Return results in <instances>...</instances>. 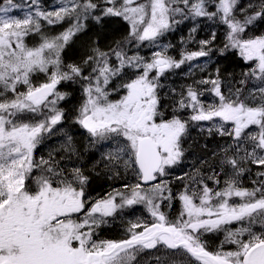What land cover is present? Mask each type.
Here are the masks:
<instances>
[{"label": "snow or ice", "instance_id": "snow-or-ice-1", "mask_svg": "<svg viewBox=\"0 0 264 264\" xmlns=\"http://www.w3.org/2000/svg\"><path fill=\"white\" fill-rule=\"evenodd\" d=\"M238 4L239 0H70L59 10L43 11L39 0H28L29 10L24 11L15 0L0 3V264H141L138 257L145 250L158 253L156 264H264V170L256 173L254 187L241 186V177L250 171L245 164L264 168V86L252 103L241 98L240 89L234 97H225L217 70L215 79L198 83L212 85L218 104L205 107L200 93L189 87L170 115L159 91L166 71L212 51L207 46L215 33L200 42V50L181 53L179 60L168 54L170 46L159 45L158 38L173 25L197 18L225 24L227 42L219 54L237 50L250 64L249 74L264 82V35H246L255 22L264 25V0L249 3L251 11ZM18 12L23 16L14 14ZM237 13H244L242 20ZM113 18L124 22L127 35L104 48L101 40H107L105 33L117 23ZM65 19L74 22L59 35L49 37L42 31L41 21L54 25ZM89 20L94 26L82 22ZM34 34L40 41L30 46L26 38ZM79 34L88 51L80 62H68L65 49ZM146 42L160 47L150 60L129 55V46L139 48ZM40 74L46 79L37 83ZM62 81L83 86L85 98L75 122L94 142L115 143L109 162L122 164L142 182L132 186L131 195L117 192L90 202L85 195L90 177L82 167L72 165L69 170L51 154L49 159H35L44 134L60 131L56 126L70 118L56 107L67 97L57 91ZM186 109H191L188 118L180 115ZM215 118L221 123H213L209 134L215 131L230 138L222 155L215 154L226 177L224 186L219 187L221 172L215 170L208 177L217 185L214 188L190 177L196 187L185 185L178 195L179 214L170 219L162 209H170L177 197L166 177L182 162L189 124ZM135 204L145 205L151 223H132L128 238L119 241L94 239L95 230L107 223L105 218ZM221 234L223 239L212 248L211 237Z\"/></svg>", "mask_w": 264, "mask_h": 264}, {"label": "trees", "instance_id": "trees-1", "mask_svg": "<svg viewBox=\"0 0 264 264\" xmlns=\"http://www.w3.org/2000/svg\"><path fill=\"white\" fill-rule=\"evenodd\" d=\"M41 2L40 7L43 11H55V1L54 0H39ZM4 0H0V3H3ZM17 2V0H15ZM249 3L257 4V0H239V4L237 7H244L251 11L252 9L248 8ZM211 10H214L215 5L212 4L209 6ZM25 11L27 9H24ZM20 16H23V12L17 13ZM238 18L241 20L243 19L244 13H237ZM117 21L116 24H113L111 28L105 33L107 35V40H101V46L107 48L109 46L114 47V40H121L125 35H127L126 28L127 26L124 24L123 21H120L119 18H113ZM69 19H65L63 23H58L54 25L47 24L46 21H41L42 23V31L45 35L51 37L59 35L61 32L65 31L71 23ZM83 23L93 25L94 22L89 21H82ZM123 26V27H122ZM196 27V31L193 32L192 28ZM116 29H120V31H116ZM227 26L221 23L219 20H208L207 18H201L199 20L191 21V20H184L182 23L178 25H174L172 30L167 32L162 40L159 42L161 47L163 46H170L168 47V54L174 57L175 59L179 60L182 58L181 53L187 54L189 52L198 51L203 47L201 45V41L204 40H211L212 34L215 33V40L212 41L207 48H211L212 51L209 53L208 56L198 57L193 59L191 62L186 61L185 66L179 70H177V74H175V79L173 80L174 89L177 91L175 97L179 100L181 96L187 95V90L189 87L198 90L200 87L209 84H200L198 81L204 79H215L217 77V70H219V83L223 87L224 92L226 93H236L237 89L245 88L251 82L250 79V64L245 62L243 58L239 55L237 50H228L224 56L219 54V49L223 48L224 44L227 42ZM185 33V34H184ZM247 36H258L264 35V25L260 24L259 21L255 22L253 25H250L248 31L246 32ZM83 34H79L77 37H73L70 41L69 45L65 49V60L68 62H80L81 58L86 54L88 48L85 46V40L81 37ZM40 41V37L37 34L31 35L26 38V42L29 43L30 46L38 44ZM141 45L139 48L136 49L142 56L146 59L152 58V53L154 51L160 50V47H152ZM179 46V47H178ZM74 48V49H73ZM129 48H131L129 46ZM179 50V51H178ZM129 54H132L130 49H128ZM74 56V57H73ZM217 65V66H216ZM87 70V69H86ZM175 70V69H173ZM205 71V72H204ZM216 71V72H215ZM187 78V79H186ZM45 77L43 74H40L37 83H42L45 81ZM244 81V83H241ZM71 83V82H61L59 84V92L67 93V97L65 100L61 101L60 108H62L65 112L67 117H71L69 119H65L70 122V133H74L77 136L78 130L75 117L78 115V109L80 104L84 100V93L82 83ZM179 87V88H178ZM180 94V96H178ZM174 97V98H175ZM177 100V101H178ZM167 108L168 112H172V109L176 106V101L172 102V98L162 101ZM80 137V136H79ZM78 138V137H77ZM76 138L75 146H77L78 154H82L85 151L84 144L82 139L78 140ZM81 138V137H80ZM192 149V146L191 148ZM85 153V152H84ZM51 153L45 152L42 148L38 149L35 152V159L39 161L41 158L49 159ZM55 158L57 163L61 165L59 162L60 158H57L54 155H51ZM91 156V155H90ZM83 157V158H82ZM81 160L78 158L73 159L74 165L77 167H82L85 169L87 175H89V187L92 191L97 190L98 192L95 193L97 195L104 194L108 192V188L114 186L117 181L112 179L111 182L107 179V177H114L106 170V167L98 165L96 157L94 159L85 160L84 156H80ZM91 158V157H90ZM59 159V160H58ZM69 160L71 158H65L63 160ZM90 161V162H89ZM79 162V163H78ZM95 162V163H94ZM78 164V165H77ZM85 165V166H84ZM94 165V166H93ZM97 165V166H96ZM88 167V168H87ZM94 169V170H93ZM110 175V176H109ZM105 177V178H102ZM127 178L123 181H120L118 184H122V182H126ZM116 184V185H118ZM124 221V220H123ZM131 226H128L130 228ZM124 229L125 226H121L118 229L115 228V234L112 233L111 235H115L113 238L115 240L123 239L124 236ZM139 229H137L138 231Z\"/></svg>", "mask_w": 264, "mask_h": 264}, {"label": "rangeland", "instance_id": "rangeland-1", "mask_svg": "<svg viewBox=\"0 0 264 264\" xmlns=\"http://www.w3.org/2000/svg\"><path fill=\"white\" fill-rule=\"evenodd\" d=\"M54 1H55V5H56L55 11L59 10V8L62 6V4H64V5L70 4V0H54ZM16 3L23 5L24 9H27L26 11L29 10L28 0H17ZM39 3L41 4L40 1H39ZM14 14H17V13H14ZM164 35L162 37L158 38V42H160L162 40ZM130 47L131 48H129V49L132 52H134L132 54L138 53L139 55H141L140 52H138L136 49H134L133 46H130ZM132 54H129V55H132ZM191 61H188V62H191ZM185 64H183L179 69L183 68L185 66ZM179 69L170 70L168 72H165V74L160 78V83H161L162 87L159 89V91L161 93V96L163 97L162 101H164V98H166V100H169L172 98V102L178 100L176 98L177 96L175 97V95L177 94V91L174 89L173 80L175 79V74H177V70H179ZM250 79H254V80H252V82L249 83L247 87H245L241 90V93H242L241 98L243 99V98L247 97L248 98L247 101L249 103H252L253 102V100H252L253 96H255L256 98L260 97V93H259L258 89L261 86H264V82L256 79L255 77H252L251 75H250ZM80 87L83 88V86H80ZM221 92L223 93L222 87H221ZM199 93H200L199 99L205 105V107H207L209 104H218L219 103V98L216 97V95L212 91V85H210V86L204 85L203 87H200ZM178 96H180V94ZM225 97H227V96H225ZM54 98L55 97H53V99ZM84 98H85V96H84ZM61 101L62 100L57 102V105H56L57 108H60ZM180 114H182V115L186 114L189 117L191 114V109L183 110ZM68 125H69L68 120H67V122H66V120H62L61 124L56 126V128H59L60 131H56L54 128L53 133H50V134L45 133L40 144L37 145L35 152L38 149L42 148L45 152L51 153V155H55V156L58 155L60 159H65L66 157L67 158L69 157V158H71V159L67 160V164L69 166H72V163H74L73 159H75V158H78L81 160L80 156H84L85 158L83 159L84 161H82V163H83V162H86L85 160L91 161L92 158H90V157L94 156V157H96V160L100 161V162H97L98 165L100 164L101 166L106 167V170H108L109 173H112L111 175L113 177L115 176L114 179L111 177H107L109 182H111L110 179H112V180L117 181L119 183L120 181H123L126 178H129V181L127 183L129 185H133L132 181L135 180V178L132 179V175L134 173L131 170H126L122 164H119V167L121 168V170H119L118 167H116V165H114V161H112L111 165H109L108 155L109 154H115V151H116L115 143H113L111 141H100V142L96 143L93 141L92 138H90V142H94V143L93 144H90V143L87 144V143H85V140H83V144H84L83 148L85 149V151H83L82 154H78L77 151H79V150H77L78 148H77V146H75V142H76L77 137H78L77 138L78 140H80L81 138L79 136H77L76 134H74L75 135L74 136L72 133H70ZM69 137H71L70 141H69ZM109 144H111V147H109ZM69 145H71V147L75 149L74 152L70 149ZM94 145H96V148ZM35 152H34V156H35ZM59 162H61L60 166H62V167L67 166L66 162H64V161H59ZM102 178H105V177L101 176V179ZM118 183H115V185ZM122 183H125V182H122ZM91 192L97 193L98 191L97 190L92 191V189L89 187V185H87L86 189H85V195L90 202H93V201H91V198L88 197V195H90ZM120 193H124L126 195H131V192H128V193L120 192ZM113 195H116V193H114ZM116 199H117V202H119L120 197L116 196ZM139 207H145V205L144 204H135L132 206H125L123 209H120L118 211L133 212V211L137 210V212H141V209H139ZM118 211H117V213H118ZM146 211H147V208H146ZM147 213H148V211H147ZM135 214H132L131 216L134 217ZM154 255H156V254H149L148 259L147 260L144 259L145 264H156V261L154 259ZM139 257H141V255Z\"/></svg>", "mask_w": 264, "mask_h": 264}, {"label": "flooded vegetation", "instance_id": "flooded-vegetation-1", "mask_svg": "<svg viewBox=\"0 0 264 264\" xmlns=\"http://www.w3.org/2000/svg\"><path fill=\"white\" fill-rule=\"evenodd\" d=\"M219 119L215 118L214 121H201V122H192V131L189 132L188 143L183 144V148L185 149V154L182 159V162L173 168L169 169L171 173L166 179L170 181L169 187L172 190V193L177 197L172 201V205L176 206L180 201L178 200V195L180 192L184 191V189H180V181L181 179H177L176 177H182V174L187 171L191 173L192 177H195L197 180L203 179L205 183L208 184L209 187H217L213 183L212 180L208 179L210 175L213 174V171L221 172L219 167V155H215L217 153L221 154V148L226 144L230 143V138L221 137L213 131L212 134H209L208 128L212 126L213 123H219ZM187 136L185 138H187ZM220 137V138H219ZM184 138V139H185ZM187 146V148H186ZM192 146V149H190ZM211 152V153H210ZM183 163V164H182ZM184 165L191 166L190 169H186ZM184 167V169L181 168ZM245 168L250 169V171L246 172L241 177V186L244 188H252L254 187L253 181L258 180L256 173L261 171V168L253 165L251 163L245 164ZM230 172L231 169L229 168ZM172 177V178H171ZM226 177L221 172L220 174V185L219 187H223V181ZM192 187H196V185L192 182ZM167 203V202H165ZM174 208V207H173ZM164 211L171 212V208H163ZM169 218H174L173 216H169ZM238 226V225H237ZM96 235L94 239L97 240H115L112 233L115 234V228H111L109 230V234L101 232L99 234V228L96 230ZM99 234V235H98ZM212 243L211 247L215 248L219 240L223 239V235H219V237H211ZM226 248H230L232 246L226 245ZM149 254H158L154 251L149 252L147 250L143 251L138 259H140L141 264H145L144 259H148ZM143 260V261H142Z\"/></svg>", "mask_w": 264, "mask_h": 264}, {"label": "bare ground", "instance_id": "bare-ground-1", "mask_svg": "<svg viewBox=\"0 0 264 264\" xmlns=\"http://www.w3.org/2000/svg\"><path fill=\"white\" fill-rule=\"evenodd\" d=\"M185 34V33H184ZM179 47V46H178ZM74 49V48H73ZM179 51V50H178ZM74 57V56H73ZM217 66V65H216ZM205 72V71H204ZM216 72V71H215ZM187 79V78H186ZM179 88V87H178ZM202 91V90H201ZM71 118V117H70ZM66 132V131H65ZM62 133V132H61ZM52 138V137H51ZM220 138V137H219ZM73 146V145H72ZM211 153V152H210ZM74 158V157H73ZM83 158V157H82ZM90 162V161H89ZM79 163V162H78ZM95 163V162H94ZM78 165V164H77ZM85 166V165H84ZM94 166V165H93ZM88 168V167H87ZM85 170V169H84ZM94 170V169H93ZM172 178V177H171Z\"/></svg>", "mask_w": 264, "mask_h": 264}]
</instances>
